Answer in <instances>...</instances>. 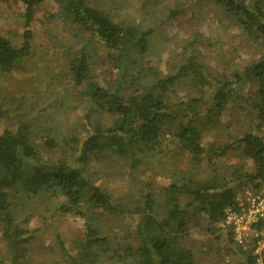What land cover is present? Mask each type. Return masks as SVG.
<instances>
[{
  "label": "trees",
  "instance_id": "trees-1",
  "mask_svg": "<svg viewBox=\"0 0 264 264\" xmlns=\"http://www.w3.org/2000/svg\"><path fill=\"white\" fill-rule=\"evenodd\" d=\"M20 1L24 7L22 41L15 44L0 34V73L29 71L37 59L29 27L45 0ZM213 1L230 22L239 25L248 41L264 47V0ZM56 2L59 11L52 18L76 28L82 41L67 55L66 74L78 94L89 100L82 123L85 133L63 137L60 144L62 139L33 129L29 119L19 115L18 106L7 107L0 96V114L7 112L16 120L0 133V237L5 243L0 247V264H21L30 254L35 229L29 235L27 225L37 213L33 201L48 191L52 198L56 196L53 204L58 217L73 215L83 221L73 253L58 237L65 264H201L189 246V226L198 224L204 214L209 229L216 231L227 208L239 209L240 186L254 191L264 188V54L254 53L227 75L214 73L198 50L206 41L195 35L170 56L163 73L156 63L145 62L153 28L118 21L90 0ZM184 8L171 10L161 22ZM93 47L105 51L106 61L118 69L111 85L97 79ZM48 68L41 73L52 82L56 75ZM181 91L184 95L180 96ZM204 101L208 112L215 109L219 115L227 110L240 121L248 118L246 123L234 119L225 126L226 130L242 127L241 137L219 142L213 136L204 142L203 121H214L198 109ZM167 134L189 154L191 167L170 170L176 179L166 188L156 191L147 184L137 197L135 193L115 194L98 182L99 166L106 163L131 171L148 167L152 149L160 148L153 146ZM53 150L60 155L54 156ZM232 150L251 158L252 173L225 165L219 168L217 160ZM203 164L206 167L199 169ZM263 221L252 228L263 229ZM229 228L230 243H235L230 250L239 259L236 264H264V254L260 263L254 247L237 243Z\"/></svg>",
  "mask_w": 264,
  "mask_h": 264
},
{
  "label": "rangeland",
  "instance_id": "rangeland-1",
  "mask_svg": "<svg viewBox=\"0 0 264 264\" xmlns=\"http://www.w3.org/2000/svg\"><path fill=\"white\" fill-rule=\"evenodd\" d=\"M90 3L110 11L118 21H134L140 26L153 28L151 46L145 56V62L156 63L157 68L163 73L167 71V61L170 56L180 50L186 39L195 35H198L197 39L200 38L202 42L206 41V45H200L198 50L206 63L210 65L211 71L216 70L214 73L222 72L227 75L231 68L236 65L241 67L249 61L254 53L264 54V47L261 48L258 43L248 41L239 25L230 22L224 10L220 9L213 0L205 2L197 0H90ZM183 5L185 8L181 13L171 17L168 21L161 22L171 10L181 9ZM58 9L56 0H45L37 7L34 20L29 27L33 31V42L37 46L34 49L37 57L35 65L29 71L14 70L0 73V96L7 102V107L18 106L19 115L22 119L28 118V123L35 127L33 129H38L40 133L46 132L56 139L63 137L71 139L85 133L82 131V123L89 100L78 94L72 78L66 74L67 55L73 54V50L82 45L80 32L62 20L52 18V15L59 11ZM23 11L24 7L20 0H0V34L11 39L15 44L22 41L24 21L21 15ZM40 45L41 47H38ZM91 53L96 60L97 79L104 85H107L106 83L111 85L118 75V69L113 68L106 61L107 53L101 48L96 51V47H93ZM145 62L143 61L144 66ZM46 66L56 75L52 82L46 80L41 73ZM179 95H184V91H181ZM59 96L62 99L56 98ZM51 102L53 105L50 106ZM204 102L205 104L198 109L201 113H208V116L214 120L213 122L207 119L203 121L205 123L202 129L204 142L212 139L213 136H216L219 142H233L241 137L242 127L232 126L226 130L225 126L234 119L238 123H246L248 118L240 121L236 115L231 116L232 113L229 114L230 111L227 110L219 115L215 109L208 112L207 102ZM247 106L245 103L242 105L244 112L248 111ZM15 122L16 120L7 112L1 113L0 133L5 128L13 126ZM59 142L63 144V139ZM158 145L160 148H157ZM153 148L157 150L152 149V158L147 162L148 167L138 166V169L131 171L130 167H116L106 163L99 166L98 182L115 191V194L133 195L135 193L137 197H140L147 184L150 188L160 191L175 180L176 176H173L170 170L174 171V168L185 170L191 167L187 161L189 154L179 149L177 140L171 135H164ZM51 153L59 156L61 152L53 150ZM239 153L241 152L232 150L218 159L216 163L219 168L225 165L237 168L243 173H252L254 168L251 158ZM205 167L206 165L203 164L198 168ZM248 190L252 191L253 188L247 185L238 188L239 209L237 211L240 213H243L245 208L243 206L247 203ZM50 193L49 191L44 192L33 201V209L37 213L32 215L27 227L29 235L32 229H35V233L30 236V254L21 264H54L53 260L57 264H65L59 253L58 237L63 241L65 248L71 253L74 252L76 243L74 239L81 233L83 221L73 215L58 217L53 204V198L55 199L56 196L52 198ZM200 217L198 224L192 223L189 226L188 232L191 236L189 246L198 255L197 259L201 261V264L238 263L239 259L234 255L233 250H230L235 243H230V226H227L226 216L218 223L219 229L216 231L207 226L208 217L206 215L202 214ZM127 219L136 222V218ZM247 232L245 236L247 247H254L255 252L260 246L259 251L263 255L264 228L257 231L251 227ZM234 237L235 230L233 229V239ZM3 245L5 243L0 237V247Z\"/></svg>",
  "mask_w": 264,
  "mask_h": 264
},
{
  "label": "built area",
  "instance_id": "built-area-1",
  "mask_svg": "<svg viewBox=\"0 0 264 264\" xmlns=\"http://www.w3.org/2000/svg\"><path fill=\"white\" fill-rule=\"evenodd\" d=\"M247 203L243 213L235 211L232 208L226 209V223L232 229L235 230L234 239L237 243L245 245V236H247V230L252 227V224L264 220V188L263 191H247L246 193ZM260 244V241H259ZM258 249L256 248L255 254L258 255V260L261 262L263 260V255H261Z\"/></svg>",
  "mask_w": 264,
  "mask_h": 264
}]
</instances>
